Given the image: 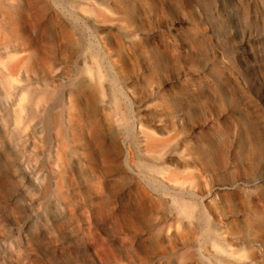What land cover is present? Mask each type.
Returning <instances> with one entry per match:
<instances>
[{
  "label": "rangeland",
  "instance_id": "obj_1",
  "mask_svg": "<svg viewBox=\"0 0 264 264\" xmlns=\"http://www.w3.org/2000/svg\"><path fill=\"white\" fill-rule=\"evenodd\" d=\"M124 7L136 41L131 45L120 37L126 58L122 77L100 40L113 44V28L107 24L83 34L107 73V92L125 114V132L133 136V115L139 113L153 133L171 131L193 151L206 149L209 157L190 161L202 183L199 192L190 190L189 199L197 231L221 229L232 237L223 245L237 247L245 264H264V0H138ZM74 48L62 58L64 70L74 65L69 53ZM115 144L111 156L119 172L128 150L122 137ZM95 169L94 175L87 168L73 171L77 199L70 217L56 212L46 197L42 218L33 221L15 198L17 182L9 178L0 152V250L7 251L0 252V264H118L97 257L92 241L109 245L118 261L127 262L132 246L142 264H176L186 243L174 234L185 238L188 231L169 218L166 207H146L132 220L115 221L116 214L137 206L113 181L106 184L111 205L96 211L87 178L110 174L100 164ZM168 229L170 241L160 233ZM153 230L154 243L148 239ZM125 235L131 239L123 240Z\"/></svg>",
  "mask_w": 264,
  "mask_h": 264
},
{
  "label": "bare ground",
  "instance_id": "obj_2",
  "mask_svg": "<svg viewBox=\"0 0 264 264\" xmlns=\"http://www.w3.org/2000/svg\"><path fill=\"white\" fill-rule=\"evenodd\" d=\"M134 2L138 0H0V152L9 178L17 182L15 198L33 221L42 218L39 208L46 197L56 212L70 217L77 199L73 171L87 168L94 175L100 164L109 169L110 177L87 178L96 211L111 205L106 184L113 181L135 198L137 206L116 214L115 221L120 220L117 216L132 220L135 212L143 214L146 207H166L169 218L188 231L185 238L172 235L186 243L176 264L187 260L191 264H245L237 247L223 245L232 238L223 230L197 231L189 199L190 190L199 192L202 183L190 169V161L196 155L209 157L206 149L196 146L193 151L171 131L153 133L142 124L139 113L133 115L134 133L129 136L125 114L107 92V73L83 33L107 24L113 28V44L108 47L100 40L108 63L122 77L126 58L120 37L131 45L136 41L124 6ZM72 46L76 47L75 53L69 52L74 65L64 70L62 58ZM118 137L125 140L128 152L125 168L116 172L119 164L111 150ZM86 160L92 165L84 167ZM250 228H246L248 234ZM156 233L148 235L153 243ZM160 233L171 240L169 229ZM130 239L125 235L123 240ZM92 242L97 257L104 255L118 264H142L132 246L124 262L117 260L109 245ZM0 252L7 254L6 248Z\"/></svg>",
  "mask_w": 264,
  "mask_h": 264
}]
</instances>
